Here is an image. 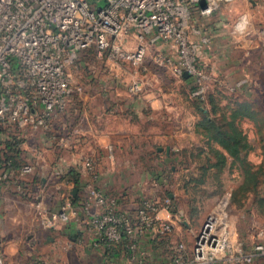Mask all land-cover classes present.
Returning a JSON list of instances; mask_svg holds the SVG:
<instances>
[{"label":"rangeland","instance_id":"374dc122","mask_svg":"<svg viewBox=\"0 0 264 264\" xmlns=\"http://www.w3.org/2000/svg\"><path fill=\"white\" fill-rule=\"evenodd\" d=\"M218 9L206 18L210 22L219 20L221 28L227 31L224 30L223 37L212 38L210 49L215 55L206 63L202 61L209 75L202 82L205 88L203 97L192 93L196 89L194 77L185 80L151 61L153 52L171 53L167 44L157 43L156 47H149L142 64V68H145H141L138 74H133L130 63L115 62L108 58L106 52L98 55L93 49H85L80 53L77 66L71 70L73 85L81 87V90L72 95L61 119L84 128L86 124L81 116L89 115L91 107L95 110L117 103L123 106L143 101L142 107H139L140 116L131 112L132 122H126L122 114L102 117V122H108L110 127L131 129L134 134L139 132L142 136L147 134L133 142L119 141L125 146L127 143L133 144L134 147L129 148L131 151H127L137 168L132 173L118 174L112 194L120 196L118 194L125 191L127 200L130 198L134 203L156 194L160 205L166 206L176 217V235L189 246L190 239L208 217L218 221L220 210L217 204L225 192L230 193L225 208L229 226L239 239L244 237L245 231L248 232V226L258 220L248 211L250 206L253 203L264 204V0H226L221 1ZM244 13L247 14L246 25L250 22L254 29L260 28L261 35L253 32L250 42L235 36L230 29ZM190 18L203 28L204 23H201L202 18L198 13L192 12ZM132 33L128 31L119 37L126 49H132L135 45L136 37ZM174 54L172 56L176 58L175 51ZM133 79L144 82L139 93L128 90ZM239 81L242 84L238 87ZM140 94L142 96L137 99ZM154 97L166 106L156 111L147 110L148 100ZM205 116L216 123L225 138L233 136L230 123L235 126L238 132L235 147L238 146L241 153V159L237 161L236 158L235 166L233 160L227 161L224 168L208 166L217 162L215 149L223 147L216 142L208 144L205 133H201L203 129L199 121ZM1 129L0 164L6 158V142L18 139L20 164L29 166L30 172H34L40 161L36 154L40 147L37 140L39 132L31 134L29 128L8 125ZM66 138L67 142L61 147V150L66 148L64 154L58 153L54 144L49 147L55 153L51 152L50 157H45L48 165L56 164L60 158L69 160L73 154L69 147L72 145L71 132ZM91 145V149L86 147L88 150L82 153L79 163L90 152L99 154V163L109 162L108 157H104L106 149L102 150L98 145L95 147V142ZM166 146L176 150V155L167 157ZM237 163H240V167ZM18 172L14 174L16 184L25 180L22 178L24 174L19 175ZM29 173L26 176L29 182H40L35 173ZM7 186L0 194L9 200L3 203L6 211L1 209L0 213V264H127L124 253L111 256L103 243H88L87 236L78 235L75 225L72 228L64 227V233H61L60 221L55 229L36 227L29 215L31 217L33 214L30 203L37 194L30 192L24 196L14 189L16 185L13 182ZM241 212L243 216L240 217ZM244 212L250 220L246 219ZM4 213L6 216L9 213L17 216V220L8 221ZM15 234L16 248L13 245L10 248L9 243ZM141 243L149 249L153 261H156V257L161 262L167 260L168 254L163 246H154L149 237L141 239Z\"/></svg>","mask_w":264,"mask_h":264},{"label":"built area","instance_id":"2783aa9c","mask_svg":"<svg viewBox=\"0 0 264 264\" xmlns=\"http://www.w3.org/2000/svg\"><path fill=\"white\" fill-rule=\"evenodd\" d=\"M202 0H0V125L48 130L52 118L67 110L70 98L81 87L73 85L71 70L80 60L82 50L104 52L115 62H126L138 74L149 47L156 42L168 44L176 58L158 51L151 61L180 78L194 77L193 95L203 97V80L208 74L202 53L210 49L211 37L191 21L193 6ZM202 12L209 15L216 3L226 0H203ZM133 31L132 49H126L120 35ZM143 67L142 69H144ZM188 73V77L184 76ZM242 84L239 81L237 86ZM144 82L133 79L131 93H139ZM78 168L89 176L83 201L84 224L91 243L117 244L123 235L128 239L127 264H248L255 256H264V230L249 227L251 250H235V238L225 208L229 192L217 204L218 221L208 217L194 234L189 248L171 238L173 221L157 216L160 199L155 194L141 199L130 208L118 197L107 196L97 186V163L91 155ZM19 175L29 173L27 165ZM15 172L0 167V194L4 186L15 182ZM65 196L53 220L67 221L75 209ZM166 239V261H153L141 239ZM57 264V263H52Z\"/></svg>","mask_w":264,"mask_h":264},{"label":"crops","instance_id":"0c3cea01","mask_svg":"<svg viewBox=\"0 0 264 264\" xmlns=\"http://www.w3.org/2000/svg\"><path fill=\"white\" fill-rule=\"evenodd\" d=\"M220 2L216 3L214 6V12L219 10ZM204 4V1L202 0L199 4H196L193 6L192 12L198 13V15L202 18L201 23L204 25L203 29L210 35L211 40L213 37H223L224 36V30L227 31L224 28H221V24L219 20H213L209 21L205 15L202 12V5ZM247 15V14H246ZM245 13L240 16V21H238L235 25L230 26L231 31H233L235 36H238L240 39H245L249 40V42L252 40V33H256L257 35H261L259 33L260 28H253L250 22H248V25H246L245 22ZM239 19V17H238ZM201 25V24H200ZM133 32V31H131ZM223 32V33H222ZM134 34V32L132 33ZM248 35L250 37H248ZM256 37V36H254ZM157 43L160 44H166L164 42H156L155 44H152L153 47H156ZM168 45V44H167ZM169 46V45H168ZM211 46V43H210ZM171 49V53H167L170 56L174 54V50L169 46ZM156 50V49H155ZM158 50V49H157ZM155 52H153L154 54ZM175 55V54H174ZM173 55V56H174ZM214 52L213 50L209 49L206 50L202 53V61L205 63L207 61H210L214 57ZM142 95L140 94L137 96V99L140 98ZM143 101H138L137 102H130L127 104H124L123 106H120L118 103L113 104L112 106H105L103 109L101 107H97L95 110L90 108V113L88 115L84 114L81 116V119L85 121L86 127H82L79 125H72L70 122L67 123L64 120H61L62 117L64 116V113L55 115L51 123L49 125L48 130L43 129H37V130H32L29 128L30 133L32 134L33 132H39V136L37 140H39V151L36 152L37 156L40 158V161L37 162L36 164V170L34 172H30L29 175H32L35 173V175L38 177L37 180L40 182H29L27 180L28 173L24 174L22 177L25 179L24 181H21L20 184H15L16 187L14 186V189H17L16 191L19 192L22 195H29L30 192L32 194L36 195V197H33L34 201L30 203V211L33 209V214L29 219L31 223H35L36 227H41L44 229H55L56 224L60 221L62 224L61 228L62 231L61 233H64V227L66 228H72V226H76V232L80 234H83V236H87V242L91 243L92 241V236L90 232L88 231L87 227L80 222V219L84 216L86 213L84 211V206H83V201L85 199V192H86V185L89 180V176L85 173L80 171L78 168L79 163L78 160H80V157L83 155L82 153L85 152L89 147V149L92 148L91 143L95 142V147L98 145L99 147L102 148V150L106 149L104 153V157L109 159V162L106 164L104 163H99L100 162V157L99 154L94 155L95 152H90L89 155H91L94 160L97 163V173H98V178H97V186L104 192L107 196H112V197H118L120 199V196H117V194H112L114 193L113 190H115L116 187V179L118 178V174H125L126 172L132 173L137 167L135 164L130 160L128 155L129 148L134 147L133 144H128L125 146L122 143H119V141H130L133 142L134 140L143 137L144 135H147L146 133L142 136L141 133L137 132H131V129L125 130L122 128H115V127H110L109 123H103L102 122V117H107L109 115H114V114H122L121 116L124 118L126 122H132V117H131V112L136 113L138 116L139 115V107H142ZM148 109L147 110H152L156 111L159 110L160 108L166 106L163 105L156 97L148 100ZM134 113V114H135ZM136 115V116H137ZM105 126L103 129L102 127ZM23 129V128H21ZM57 130V131H56ZM66 130V131H65ZM46 131V132H45ZM154 131V128L151 130V133ZM71 132L72 134V145L69 146L73 150V154L69 156V160L60 158L54 165H48L45 162V157H50L51 152L55 153L53 149H49V147L54 144L55 148L58 149V153L63 154L67 151L66 148H63L61 150L62 144L67 142L66 135ZM146 137V136H144ZM148 137H151L149 135ZM111 140V141H109ZM114 144V146H112ZM60 147H59V146ZM65 145V144H64ZM33 147V146H32ZM67 147V146H65ZM107 147V148H106ZM116 148V150H115ZM161 149L160 147H158ZM168 148V152L165 149V155L167 157H170L172 155H176V150H171L170 146H166ZM114 149V150H113ZM217 150V149H216ZM60 151V152H59ZM65 151V152H64ZM119 151V152H117ZM131 151V150H129ZM102 152V151H101ZM218 152L221 153V155L224 157V163L221 165L222 168H224L225 164L227 161H234V166L236 165V158L237 161L241 159V153H240V148H238L237 151V157L231 156L228 151L225 148H220L218 146ZM103 153V152H102ZM205 153V152H204ZM46 155V156H45ZM58 155V154H57ZM56 155V156H57ZM55 156V154H54ZM59 157L61 156L58 155ZM87 156V155H86ZM38 158V159H39ZM84 158V157H83ZM103 158V157H102ZM79 163V164H78ZM240 167V163H237ZM99 166V168H98ZM70 167H73L74 169L79 172L78 176V185L75 187L74 185V179L72 176L67 175V171ZM46 172V173H45ZM46 174V175H45ZM124 179V178H123ZM126 179H124L125 181ZM28 181V183H27ZM9 187V186H6ZM13 188V186H10ZM4 188V187H3ZM9 188V190L11 189ZM72 188H76V196H77V204L74 206L75 213L74 216L71 217V219L67 221L63 220H53L50 218L52 213L57 211L61 204L63 203V200L68 193H70ZM123 191V190H122ZM124 192V197L122 198V201L126 204L129 205L130 208H133L134 206L137 205L138 202H133L130 198L127 200V196L125 195ZM122 192H120L118 195H121ZM74 196V195H72ZM32 200V199H30ZM5 201H9L8 199H4V196H0V213L1 209L6 211V208L3 203ZM248 211L251 212L254 216L258 218V220L254 223H251L249 227H255L258 230H264V204L262 203H253ZM246 212V211H245ZM244 212V213H245ZM245 213V217H246ZM4 218L8 219V221H16L17 216H13L11 213H9V216L4 213ZM157 216L163 220H172L173 221V232L171 234V238L175 241H183L182 238L178 237L177 234V228L175 227V215L166 207L163 205H160L159 210L157 212ZM239 216H243V213L241 212ZM246 219L250 220L249 217L247 216ZM1 220V219H0ZM251 222V221H250ZM234 233V238H235V244L234 248L235 250H238L239 252L242 253H247L251 250V240L249 239L248 232L245 231L244 237L242 236L240 239L236 237V232L233 230ZM12 241L10 244V248L13 245L15 247V238L17 235L12 236ZM147 237V236H145ZM149 237V236H148ZM194 235L190 239V245L193 240ZM150 238V237H149ZM184 242V241H183ZM186 247L189 248V244L187 242H184ZM153 244V243H152ZM154 246H163V250H166V254L169 255V250H168V245L165 242H161L158 244H153ZM13 248V247H12ZM16 248V247H15ZM167 255V256H168ZM158 257H156V261ZM168 258V257H167ZM225 262L222 260H217L214 264H224ZM36 264V263H33ZM248 264H264V256H255L252 260L251 263Z\"/></svg>","mask_w":264,"mask_h":264},{"label":"trees","instance_id":"16d2710c","mask_svg":"<svg viewBox=\"0 0 264 264\" xmlns=\"http://www.w3.org/2000/svg\"><path fill=\"white\" fill-rule=\"evenodd\" d=\"M92 49V48H89ZM185 80H187V78H184ZM232 126V135L233 136H229V138H225L222 136V132L219 130V127L216 125V123L212 122L210 118H208L207 116H205L204 118H202L199 121V126L202 127V132L201 133H205L207 140H208V144L212 143V142H216L218 143L220 146H222L223 148H225L228 153L233 156V157H237V151H238V146L235 147L238 144V141L235 140L236 136L238 135V132H236V128L235 126L230 123ZM1 125H0V130L1 129ZM20 141L18 139L14 140V141H7L5 144L6 150H5V160L3 161L2 164H0L1 166H6L7 168L13 170L14 172L19 171L20 167L22 166L20 164ZM215 155L217 156V162L213 163V164H209L208 166H214V167H218L224 163V157L221 155V153L218 152V150L215 149ZM203 167L204 170H206V168L208 167ZM67 175L72 176V178L74 179V185L75 187L78 185V176H79V172H77L76 169H74L73 167H70L67 171ZM77 196H70L71 202L72 204L75 206L77 204L76 199ZM151 243L153 244H158L161 242H167L166 239H160L157 240V238H150ZM128 239L123 235L121 241L117 244H107L106 242H102L106 252H111V256H117L120 253H124L127 252L126 251V245H127Z\"/></svg>","mask_w":264,"mask_h":264},{"label":"water","instance_id":"95a60500","mask_svg":"<svg viewBox=\"0 0 264 264\" xmlns=\"http://www.w3.org/2000/svg\"><path fill=\"white\" fill-rule=\"evenodd\" d=\"M184 76L185 77H188V73L187 72H184ZM166 150L168 151V148H166ZM76 191H77L76 188H72L71 191H70L71 195H75L76 194Z\"/></svg>","mask_w":264,"mask_h":264}]
</instances>
